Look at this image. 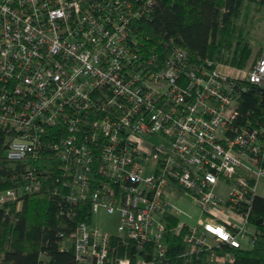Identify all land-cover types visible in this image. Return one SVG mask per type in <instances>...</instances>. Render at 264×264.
Wrapping results in <instances>:
<instances>
[{
	"label": "built area",
	"instance_id": "1",
	"mask_svg": "<svg viewBox=\"0 0 264 264\" xmlns=\"http://www.w3.org/2000/svg\"><path fill=\"white\" fill-rule=\"evenodd\" d=\"M154 2L0 0V128L6 159L24 165L0 173L21 181L0 205L11 219L24 194L58 195L76 220L59 249L80 263L235 264L258 232L264 37L242 66L172 38L148 51L135 24ZM176 197L196 205L194 222ZM79 204L117 212L118 232L79 219Z\"/></svg>",
	"mask_w": 264,
	"mask_h": 264
},
{
	"label": "trees",
	"instance_id": "2",
	"mask_svg": "<svg viewBox=\"0 0 264 264\" xmlns=\"http://www.w3.org/2000/svg\"><path fill=\"white\" fill-rule=\"evenodd\" d=\"M263 13L264 0H155L150 15L136 22V35L148 51L164 48V41L172 38L191 57H210L242 66ZM249 103L254 105L256 97ZM6 138V131L0 128V173L9 176L24 165L6 159ZM19 182V177L7 178L0 183V190ZM58 199V195L45 190L26 193L18 208L12 203L11 219L4 217V206L0 205V264H90L76 260L72 246L59 249L58 233L72 232L76 220L60 213ZM79 205V219L90 221L88 205ZM249 221L258 229L255 242L233 250L235 264H264L263 195L253 194ZM119 238L116 235L111 242Z\"/></svg>",
	"mask_w": 264,
	"mask_h": 264
},
{
	"label": "rangeland",
	"instance_id": "3",
	"mask_svg": "<svg viewBox=\"0 0 264 264\" xmlns=\"http://www.w3.org/2000/svg\"><path fill=\"white\" fill-rule=\"evenodd\" d=\"M262 19L263 20L258 23L257 27L254 30L255 35L252 44L261 41L264 37V13ZM256 192L264 196V177L258 180L256 185ZM173 200L182 210L192 214V217L189 218V222H194L196 216L199 213L193 201L191 199H184L181 197H176ZM181 217H184V215H182ZM91 223L92 225L97 226L103 230L109 231L111 233H117L118 213H109L104 208L100 207L98 210L93 211L91 216Z\"/></svg>",
	"mask_w": 264,
	"mask_h": 264
},
{
	"label": "crops",
	"instance_id": "4",
	"mask_svg": "<svg viewBox=\"0 0 264 264\" xmlns=\"http://www.w3.org/2000/svg\"><path fill=\"white\" fill-rule=\"evenodd\" d=\"M174 191L178 192L176 195H179V194H180V193H179V192H180L179 189H176V188H175Z\"/></svg>",
	"mask_w": 264,
	"mask_h": 264
},
{
	"label": "water",
	"instance_id": "5",
	"mask_svg": "<svg viewBox=\"0 0 264 264\" xmlns=\"http://www.w3.org/2000/svg\"><path fill=\"white\" fill-rule=\"evenodd\" d=\"M93 262H94V260H93Z\"/></svg>",
	"mask_w": 264,
	"mask_h": 264
}]
</instances>
